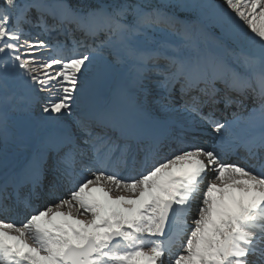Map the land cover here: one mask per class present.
<instances>
[{
  "label": "snow or ice",
  "instance_id": "1",
  "mask_svg": "<svg viewBox=\"0 0 264 264\" xmlns=\"http://www.w3.org/2000/svg\"><path fill=\"white\" fill-rule=\"evenodd\" d=\"M0 264H264V0H0Z\"/></svg>",
  "mask_w": 264,
  "mask_h": 264
},
{
  "label": "rangeland",
  "instance_id": "2",
  "mask_svg": "<svg viewBox=\"0 0 264 264\" xmlns=\"http://www.w3.org/2000/svg\"><path fill=\"white\" fill-rule=\"evenodd\" d=\"M172 2H173V3H181V2H183V3H191L192 0H172ZM177 11H178V12H186V11L179 10V9H178ZM186 13H188V14L192 17V14H191L190 12H186ZM178 14H179V13H178ZM211 39H212V37H209V35H208L207 38H206V44L210 43V40H211ZM28 58H31V57H28ZM34 111H35V114H36V115L41 114L39 108H36Z\"/></svg>",
  "mask_w": 264,
  "mask_h": 264
}]
</instances>
